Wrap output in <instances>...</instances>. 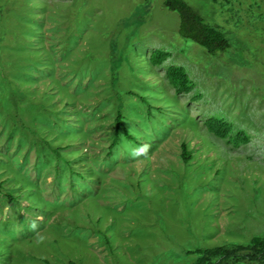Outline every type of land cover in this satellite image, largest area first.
<instances>
[{"label":"rangeland","instance_id":"374dc122","mask_svg":"<svg viewBox=\"0 0 264 264\" xmlns=\"http://www.w3.org/2000/svg\"><path fill=\"white\" fill-rule=\"evenodd\" d=\"M162 1L0 0L1 74L57 107L24 122L75 143L68 166L0 104V264H190L195 248L264 236V0H185L225 36L214 54L179 35ZM169 66L188 90L175 91ZM118 99L132 140L114 136ZM209 118L230 132H208Z\"/></svg>","mask_w":264,"mask_h":264},{"label":"trees","instance_id":"16d2710c","mask_svg":"<svg viewBox=\"0 0 264 264\" xmlns=\"http://www.w3.org/2000/svg\"><path fill=\"white\" fill-rule=\"evenodd\" d=\"M162 5L170 10L174 11L178 15V33L184 38L190 39L196 44L202 46L207 53L214 54L217 51H223L227 48L228 43L223 35L217 28L208 24L198 11L192 8L185 0H163ZM28 55L22 54L21 56H15L8 60L7 67L9 68L7 73H14L18 70L17 67L21 65L19 57L26 58ZM166 56L164 51H154L150 54L147 62L151 65L159 63ZM31 58V57H30ZM37 55H33L32 59L38 60ZM113 68V64H112ZM2 70V68H1ZM166 76L169 78V82L174 86L175 91L181 92L189 89L188 76L184 72V69L179 66H169L166 69ZM112 80H115V71H112ZM25 81L16 77H8L0 72V104L5 108V114L10 118L12 125L17 126L22 132L28 134L31 133L30 138L34 140V143L41 147L48 148L53 155L60 158L67 164L71 165L69 156L71 155V147L75 143L71 142V138L74 134L56 132L48 127L46 131H42L43 126L29 125L24 122L23 115L30 113H39L42 111L48 112L51 115L57 116V107L51 102L53 98L52 94H44L42 97V103L32 102L29 97V93L26 91L28 87L25 85ZM62 96H67L68 93L63 88L57 91ZM138 98L144 102L147 106V112L151 107V104L140 94H136ZM118 96V95H117ZM120 99L115 108L114 114V136L121 133L127 139H133V135L128 131L125 123L122 119L120 109ZM51 105H45L44 102ZM65 101L63 104H67ZM30 118V117H29ZM31 119V118H30ZM205 128L208 132L218 137H225L231 130V125L220 119L209 118L205 121ZM238 141L245 142L246 138L241 134H237ZM64 149L69 152L63 151ZM192 156L191 151L188 149L187 144L184 141L180 142V158L186 163ZM1 188V183H0ZM6 195L14 198V196L8 192H4ZM106 243L110 245L108 238L105 234L102 235ZM193 253L196 254V258L190 264H237L245 260L248 264L259 263L264 264V236H254L247 243H231V245H214L210 247L195 248ZM58 264V263H55ZM61 264H80L74 260L68 259Z\"/></svg>","mask_w":264,"mask_h":264},{"label":"clouds","instance_id":"9594fccd","mask_svg":"<svg viewBox=\"0 0 264 264\" xmlns=\"http://www.w3.org/2000/svg\"><path fill=\"white\" fill-rule=\"evenodd\" d=\"M151 147L150 144L144 143L132 149L131 155L134 157L146 155Z\"/></svg>","mask_w":264,"mask_h":264}]
</instances>
